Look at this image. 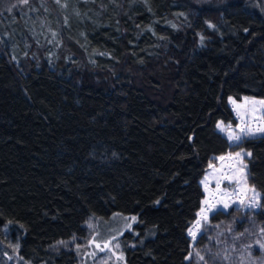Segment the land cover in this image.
I'll return each mask as SVG.
<instances>
[{"label":"trees","instance_id":"1","mask_svg":"<svg viewBox=\"0 0 264 264\" xmlns=\"http://www.w3.org/2000/svg\"><path fill=\"white\" fill-rule=\"evenodd\" d=\"M229 97L264 99L258 0H0V264H78L115 213L126 264H192L199 182L238 150L264 225V135L228 143Z\"/></svg>","mask_w":264,"mask_h":264},{"label":"rangeland","instance_id":"2","mask_svg":"<svg viewBox=\"0 0 264 264\" xmlns=\"http://www.w3.org/2000/svg\"><path fill=\"white\" fill-rule=\"evenodd\" d=\"M258 1L264 10V0ZM48 43L53 42L49 40ZM227 102L235 124L219 121L216 129L230 145H237L243 137L264 135L261 131L264 130V99L243 97L235 101L229 97ZM230 136L241 139H229ZM248 156L243 150L215 156L200 180L204 197L197 218L188 229L192 249L186 260L192 264H256L253 256L264 253V225L257 224L253 217L259 209L260 195L247 180L245 158ZM217 212H232V217L212 223L210 218ZM136 222L137 216L120 213L88 222L87 239L76 244L78 264H126L118 238L132 231ZM200 238L201 243L197 246ZM9 258V264H26L13 255Z\"/></svg>","mask_w":264,"mask_h":264},{"label":"snow or ice","instance_id":"3","mask_svg":"<svg viewBox=\"0 0 264 264\" xmlns=\"http://www.w3.org/2000/svg\"><path fill=\"white\" fill-rule=\"evenodd\" d=\"M26 2V0H25ZM57 2H59V0H57ZM218 127H222V125H218ZM261 131H264V130H261ZM229 139H233V140H240L241 137L240 136H230ZM237 155H240L239 153H237ZM248 155H251L250 153ZM135 219V218H133Z\"/></svg>","mask_w":264,"mask_h":264}]
</instances>
